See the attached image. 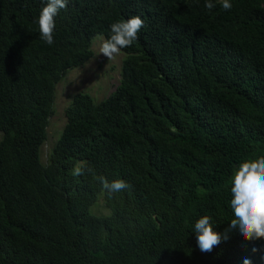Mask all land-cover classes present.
Here are the masks:
<instances>
[{
    "label": "trees",
    "instance_id": "trees-1",
    "mask_svg": "<svg viewBox=\"0 0 264 264\" xmlns=\"http://www.w3.org/2000/svg\"><path fill=\"white\" fill-rule=\"evenodd\" d=\"M46 3L0 0V264H264V238L229 229L231 177L264 156V0H67L51 45ZM132 16L119 83L72 95L43 163L56 83ZM202 216L222 236L211 252Z\"/></svg>",
    "mask_w": 264,
    "mask_h": 264
},
{
    "label": "clouds",
    "instance_id": "clouds-1",
    "mask_svg": "<svg viewBox=\"0 0 264 264\" xmlns=\"http://www.w3.org/2000/svg\"><path fill=\"white\" fill-rule=\"evenodd\" d=\"M212 9L215 5L207 2L205 5ZM221 6L230 10V0H221ZM67 7V0H47L41 9L38 25L40 37L48 45L53 44L55 30V16L59 10ZM144 21L139 16H132L126 20L114 22L111 25V36L102 43L100 54L108 59L118 54L120 49L130 47L138 38V32L143 27ZM84 165H77L73 169V176L82 174ZM104 189L109 192H120L128 187L122 179L109 182L104 177H99ZM231 208L234 219L231 220L229 229L238 227L240 234L247 240L264 238V156L256 159L243 160L231 177ZM197 244L202 252H211L221 242L222 236L215 231L209 216L200 217L194 225ZM224 239L227 238L225 235ZM253 251H257L253 248ZM243 264H252L250 259H245Z\"/></svg>",
    "mask_w": 264,
    "mask_h": 264
},
{
    "label": "rangeland",
    "instance_id": "rangeland-1",
    "mask_svg": "<svg viewBox=\"0 0 264 264\" xmlns=\"http://www.w3.org/2000/svg\"><path fill=\"white\" fill-rule=\"evenodd\" d=\"M103 42L104 37L102 35L94 36L91 44L92 56L83 65L66 70L55 85L52 114L49 116L46 127L47 135L40 147V158L43 163L47 161L51 146L59 137L65 124L64 109L72 95L84 91L88 92L94 101H99L109 95L119 83L124 53L120 50L111 59L106 58L100 54ZM101 203L99 200L100 206ZM100 209L103 210L102 207Z\"/></svg>",
    "mask_w": 264,
    "mask_h": 264
}]
</instances>
